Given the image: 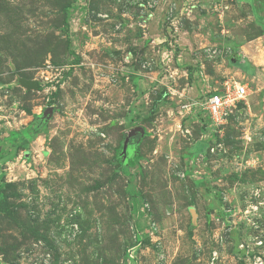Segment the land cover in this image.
Listing matches in <instances>:
<instances>
[{
  "label": "rangeland",
  "instance_id": "1",
  "mask_svg": "<svg viewBox=\"0 0 264 264\" xmlns=\"http://www.w3.org/2000/svg\"><path fill=\"white\" fill-rule=\"evenodd\" d=\"M172 2L0 0V264H264V81L214 73L248 69L231 36L264 72V25ZM224 78L250 93L218 127L192 103Z\"/></svg>",
  "mask_w": 264,
  "mask_h": 264
},
{
  "label": "crops",
  "instance_id": "2",
  "mask_svg": "<svg viewBox=\"0 0 264 264\" xmlns=\"http://www.w3.org/2000/svg\"><path fill=\"white\" fill-rule=\"evenodd\" d=\"M230 2L234 4L235 9L243 8L244 6L245 10L248 12V17H250L253 21L260 20L261 24L264 25V20L263 22L261 21V17L264 15V9L262 11L263 15L261 16L255 13L256 8L259 7L258 5H260L258 3L259 2L258 0H230ZM172 4L175 7L176 13L187 10L188 8H193L192 12L189 11L188 13L187 16L188 19L191 21L198 20L202 22L203 19L207 21H209L208 19H215V20L221 19V14L224 13L223 6L224 4H229V2L228 0H173ZM191 25H193V23ZM222 30L228 31L226 27H224ZM202 31H204L203 28ZM199 33L200 32L194 31L193 29L189 30L183 28L178 29V31L176 32V37L174 39V42L176 43L175 47L178 49V54H176L174 58L176 63L175 70H179L181 66L184 64L192 63V62H193L192 64H194L197 62V58L196 56H194L195 50L197 51V49H199L201 45H205L204 40H206L204 38H198L197 36L199 35ZM230 39L233 40L234 43H237V49L242 50V52L244 53L243 54L244 58H241L239 62L241 66H243V68L247 66L248 69L245 68L241 69L239 67L233 66L230 68H225V71L224 70L220 71L219 65L215 63L216 65L214 66V73L216 74L217 72H219L220 75H224L226 71L228 72L235 70L234 73H239L246 80L257 77L258 81L261 80L264 81V72L262 68H259L261 67L260 64H258L257 62L254 64L252 60H250L249 58H247V56H245V51H247L246 50L247 46H250V43H253V41L255 40L249 42L247 41L244 43V41H240L239 38L236 37L233 38V36H231ZM258 39L260 40L264 39V30H263V35L259 38H256V40ZM218 40H220L219 43L228 45L227 44L228 42H226V40L228 39L224 38V36H218ZM252 51L253 50H251L250 53H252ZM194 75H197L196 71H194ZM205 76L207 77L208 74H205ZM198 81L199 80L195 81L194 79L195 83ZM216 87L217 86H215L213 89H215ZM196 90L198 91L197 88L196 89L194 88V91Z\"/></svg>",
  "mask_w": 264,
  "mask_h": 264
},
{
  "label": "built area",
  "instance_id": "3",
  "mask_svg": "<svg viewBox=\"0 0 264 264\" xmlns=\"http://www.w3.org/2000/svg\"><path fill=\"white\" fill-rule=\"evenodd\" d=\"M249 93L246 84L224 78L220 85L209 91L201 102H193L192 105L198 104V107L206 112L211 124L219 127L226 123L235 105L245 100Z\"/></svg>",
  "mask_w": 264,
  "mask_h": 264
},
{
  "label": "water",
  "instance_id": "4",
  "mask_svg": "<svg viewBox=\"0 0 264 264\" xmlns=\"http://www.w3.org/2000/svg\"><path fill=\"white\" fill-rule=\"evenodd\" d=\"M21 84L23 86H25L27 89H35L36 88V82L34 80L22 79ZM136 133H142V128L140 126H134L127 131L125 140H124L123 145H122L123 149H125V147L127 146L128 139Z\"/></svg>",
  "mask_w": 264,
  "mask_h": 264
}]
</instances>
